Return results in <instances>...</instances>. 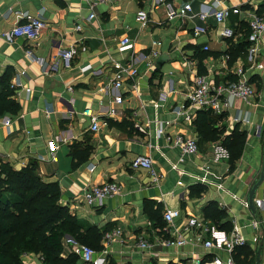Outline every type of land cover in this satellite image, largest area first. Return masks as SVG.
<instances>
[{"label": "crops", "instance_id": "obj_1", "mask_svg": "<svg viewBox=\"0 0 264 264\" xmlns=\"http://www.w3.org/2000/svg\"><path fill=\"white\" fill-rule=\"evenodd\" d=\"M161 1L178 12L189 4L191 13H187V17L208 12L212 3V0H118L97 5L93 10L96 19L86 22L89 9L83 0H0V78L7 69L11 71L10 85L16 76L20 77V87L13 89L14 99L21 107L16 115L0 117V163H8L13 169L20 170L29 162H36L44 182L58 183L61 203L69 208L72 215L106 231L120 229L121 238L110 245L117 247L108 248V261L113 259L116 264H134L132 257L137 253L142 255L141 264H167L180 260L191 264L197 258L202 261L210 259V254L197 241L205 236L202 230L188 234L191 242L181 249L166 251L161 248L155 242L156 238H161L158 232L161 228L155 227L143 214V201L161 202L164 210L179 208L182 216L176 222L178 227L196 217L203 220L207 228L227 235L228 232L216 229L202 218L204 205L214 201L227 213L224 222L231 225L234 222L248 242L255 234L249 226L250 220L255 217L263 221L256 249L248 243L242 247L244 251L236 261L256 264L257 248L262 242L259 260L264 264V203L254 204L255 201L264 202V180L254 195V214L231 198L247 200L248 192L260 177L264 138V69L246 72V77L257 89L255 98L249 102L234 101L224 113L227 133L237 125L247 133L242 156L235 170L229 173L227 156L220 142H201L192 126L193 120L185 122L172 110L183 105L184 95L192 89L193 77L198 70L204 72L202 76L212 78L216 86L236 79L232 72L244 65L245 54L235 58L232 64L230 60L224 61L223 55L229 46H235L244 37L246 26L241 17L232 14L222 25L208 18L210 32L194 39L191 29L203 23L197 18L176 17L168 21ZM246 1L228 0L225 6L256 11L263 0H252L249 4ZM42 9L44 28L37 41L17 39L8 44L3 40L2 33L21 22V13L36 15ZM139 10L148 15L145 27L136 20ZM75 25H80L81 30L75 31ZM224 27L233 30L235 41L220 38ZM159 33L168 34V43L163 45L161 40L160 46L153 47V42L148 46V38H155ZM124 36L134 41L136 68L142 70L137 83L139 79L143 84L141 90H146L145 95L150 98L148 103L142 101L139 83L135 91L129 85L124 86L126 94L120 106L110 104L109 96L102 91L108 89L113 76L111 64L119 56L117 47ZM205 44L210 47L209 53L201 51ZM70 46H84L85 51H79L71 65L66 67L57 58V53ZM260 49L264 60V38ZM27 50L33 52L34 60L25 56ZM153 51L159 54L156 59H152ZM198 52L207 55L201 62L197 58ZM161 55H166V62L158 68L153 60ZM37 59L44 62L47 76L36 63ZM156 69L158 73L153 75ZM22 71H25L24 76H20ZM86 108L101 120L127 121L132 129L126 133L107 125L92 133L88 130L89 120L82 116ZM112 108L116 114L109 116ZM148 108L153 110L152 119L147 114ZM161 116L171 122L166 128L171 137L181 134L197 141L198 155L185 156L179 162L180 152L169 146L164 138H156L154 122H164L160 120ZM4 117L10 119L8 127L1 123ZM238 117L244 121L236 122ZM51 141L58 145L55 161L38 162L40 156L48 159V143ZM75 141L88 144L93 151L86 163L73 169L69 146ZM137 155L153 159L156 173L163 177L159 185L151 183L146 171L130 168L131 160ZM173 166L183 170V175H178ZM172 174L177 176V181L169 187L166 179ZM201 179L210 185L200 182ZM108 181L121 186V195L99 201L93 207L87 206L83 201L84 190ZM211 183H219L222 188L217 189ZM196 184L205 186L207 191L199 198H189L187 188ZM138 239H146L155 245L149 251L140 252L136 247ZM23 261L24 264H41L37 255H27Z\"/></svg>", "mask_w": 264, "mask_h": 264}, {"label": "built area", "instance_id": "obj_2", "mask_svg": "<svg viewBox=\"0 0 264 264\" xmlns=\"http://www.w3.org/2000/svg\"><path fill=\"white\" fill-rule=\"evenodd\" d=\"M89 9V14L85 21L90 22L96 19L94 8L99 4H110L115 3L118 0H83ZM252 0H247L246 4H249ZM228 0H212L211 6L208 10L199 12L195 15L187 17V13H191V7L189 4H185L181 11H177L172 8L169 4L160 2L165 6L166 19L168 21L173 18H197L201 21L202 25H195L191 29V35L194 39L201 36H207L210 32L211 25L207 24V19L211 18L215 24H224L229 16L236 15L241 17L242 22L246 25L248 34L246 37L247 49L245 52L244 65H241L236 71L232 72L234 78L233 81H227L226 83H220L216 86L213 83V79L207 76L194 74L192 81V89L184 95L183 105L174 108L172 112L177 118H181L185 122H191L197 111H210L212 114L219 115L228 111L234 101L249 102L253 100L257 95V89L255 84L252 83L247 77V71H261L264 69V60L260 52V44L264 38V15H258L255 11H248L242 9L240 6H225ZM36 15H30L28 13H21V22L16 24L12 29L4 31L2 33L3 40L12 44L17 39H23L28 42H35L39 39L41 31L44 28V21L42 13ZM137 22L145 27L148 22V15L145 11L139 10L136 14ZM75 31H80L81 26L75 25ZM240 36V34H238ZM236 35L232 29L224 27L220 32V38L235 41ZM160 46V42H153V47ZM84 52L85 47L77 48L70 46L66 49L60 50L57 53V58L63 62L66 67H69L73 60L76 58L78 53ZM121 61H112L113 76L110 80L108 89L102 90L105 95L109 96L110 104L120 106L124 102L123 96L126 94L123 91L124 86L129 85L131 90H136L138 87L137 77L138 70L136 68V59L134 51V41L127 36H124L119 41L117 47ZM203 53H209L210 47L205 44L201 47ZM25 56L30 60H34L33 52L27 50ZM152 59H156L159 54L155 51L152 52ZM223 60L229 62L230 55L224 54ZM36 63L42 68L43 74L48 75V70L44 67L42 60H36ZM25 71H22L20 76H24ZM230 75V74H229ZM19 76H16L10 85V88H19ZM26 92H29L26 89ZM49 114V112H47ZM116 110L114 108L109 110L108 115L114 116ZM82 116L89 120L88 130L92 133L99 131L100 126H107L105 120H101L100 116L95 115L91 109L86 108L82 112ZM240 116V115H239ZM236 122L244 121L241 117H238ZM4 127H8L10 119L8 117L2 118L1 121ZM171 122L155 121V136L156 138H164L166 142L174 149L180 152L179 162H182L185 156H196L198 155V144L193 138L185 137L181 134H177L171 137L166 132V128ZM58 149V145L55 141L48 143V159L45 156L37 158L38 162H46L48 160L55 161V154ZM130 168L134 171H146L149 175L151 183L159 185L163 177L159 176L154 169V162L150 156L137 155L130 162ZM173 170L180 176L183 175L184 171L179 169L177 166H173ZM200 182L209 184L205 179H201ZM217 189L222 188L221 184H213ZM122 193L121 186L116 182H104L101 184L91 185L86 188L83 192V201L89 206L93 207L97 202L103 201L110 198L119 197ZM231 198L238 202V204L248 209V203L246 199H238L235 196ZM264 203L262 201H255V205ZM182 216V211L179 208H168L162 213V221L164 223L163 228L158 232L161 234L160 239H155V242L166 251H176L183 248L186 244L191 242L188 239V234L195 232L196 230L204 231V237L197 241L201 243L202 248L207 251L210 259L202 261L197 258L193 260L191 264H238L233 258V252L237 247H243L248 243L253 245L254 249L259 242L258 233L262 228L263 221L253 217L249 226L255 232L251 242L245 240L240 232V228L233 222L232 229L227 235L220 234L215 229L207 228L204 225L203 220L192 217L188 219L184 226H176V222ZM122 231L120 229H114L104 233L102 238V244L104 250L97 252L87 245L80 244L70 237H65L62 242L63 253L73 254L76 256L82 264H108V248L115 241L121 238ZM153 245L150 244L146 239H138L136 247L140 252H146L152 249ZM67 250V251H66ZM218 253H224L226 260H223L218 256Z\"/></svg>", "mask_w": 264, "mask_h": 264}, {"label": "trees", "instance_id": "obj_3", "mask_svg": "<svg viewBox=\"0 0 264 264\" xmlns=\"http://www.w3.org/2000/svg\"><path fill=\"white\" fill-rule=\"evenodd\" d=\"M255 12L264 15V0ZM243 25L246 26L244 23ZM247 34L246 27L244 37L235 46H229L227 53L230 55V64L235 58L245 54L248 45ZM206 56L198 52L197 58L201 62ZM156 73H158L157 69L153 75ZM198 74L204 75V72L198 70ZM10 78V69L5 70L0 78V117L5 114L16 115L21 109L14 99V89L10 88ZM224 119V113L215 115L210 111L201 110L195 113L192 126L201 142H220L227 156L229 173H232L244 151L247 133L238 125L227 133ZM105 122L110 128H117L126 133L132 129L127 121L118 123L106 119ZM92 151V147L88 144L73 142L69 146L72 168L76 169L86 163ZM187 191L189 198H199L207 188L196 184L189 186ZM163 211L164 205L161 202L143 201V214L157 228L164 226ZM201 214L206 222L218 230L229 232L232 229L230 222H224L227 218L226 211L220 209L214 201L204 205ZM105 232L107 231L72 215L69 208L62 205L58 183L44 182L39 175L36 162H29L20 170L13 169L8 163H0V264H24L23 258L27 255L39 256L41 264H82L73 254L64 255L63 239L70 237L80 244L101 252L104 250L102 238ZM243 251L242 247L234 250L233 258L237 255L235 261ZM111 261L109 259L108 264ZM167 264L190 263L187 260H180L170 261Z\"/></svg>", "mask_w": 264, "mask_h": 264}, {"label": "rangeland", "instance_id": "obj_4", "mask_svg": "<svg viewBox=\"0 0 264 264\" xmlns=\"http://www.w3.org/2000/svg\"><path fill=\"white\" fill-rule=\"evenodd\" d=\"M176 23H174L173 25H175ZM166 36H168V34L166 35ZM166 36H164L163 34H156V36H155V38H148V46L152 43V42H161V40H163V45H165V44H167L168 43V39H166ZM193 38V37H192ZM163 48H164V46H163ZM163 52H164V50H163ZM116 61H121V56H117V58H116ZM156 61L157 60H153V62H154V65H155V63H156ZM138 70V69H137ZM164 71H167V68H165L164 69ZM141 73H142V70L139 68V70H138V76H141ZM166 73H168V72H166ZM138 83H139V85H141L140 86V93H142L143 94V96H142V101L144 102V103H148L149 101H150V98H147L146 97V95H145V92H146V90L145 89H143V90H141V87H142V85L143 84H141L140 83V80L138 79ZM144 83H147V81H145ZM153 112V110L151 109V108H148L147 109V114L150 116L149 117V119H152L153 118V116H152V113ZM160 120L161 121H166L164 118H162V116L160 117ZM152 121V120H151ZM153 132V131H152ZM153 134V133H152ZM166 180H168V182H169V187H173L174 186V183H176V181H177V176L175 175V174H172V175H170V176H168V179H166ZM197 217H198V215H196ZM63 242V241H62ZM115 247H117V246H115V245H112V246H110V249L112 248V249H115ZM67 251V250H66ZM218 256L220 257V258H222L223 260H226V255L224 254V253H218ZM109 257V256H108ZM142 257V255L140 254V253H137V254H135L133 257H132V259H133V262H134V264H141V258ZM108 263H109V261H108ZM116 264V262L112 259V261L110 262V264Z\"/></svg>", "mask_w": 264, "mask_h": 264}, {"label": "water", "instance_id": "obj_5", "mask_svg": "<svg viewBox=\"0 0 264 264\" xmlns=\"http://www.w3.org/2000/svg\"><path fill=\"white\" fill-rule=\"evenodd\" d=\"M165 57H166V55H161L157 59V61L155 63V66L160 68L164 64V62H166ZM263 180H264V138H263V164H262V169H261V172H260V177L258 178V180H256L254 182V184L252 185L250 191L247 194L248 209L251 212V214L255 213V206L253 204L255 192L259 188V186L261 185ZM261 246H262V242L259 243L258 248H257V261H256V264H260L259 256H260V252H261Z\"/></svg>", "mask_w": 264, "mask_h": 264}]
</instances>
